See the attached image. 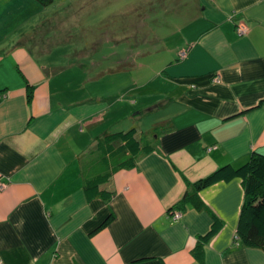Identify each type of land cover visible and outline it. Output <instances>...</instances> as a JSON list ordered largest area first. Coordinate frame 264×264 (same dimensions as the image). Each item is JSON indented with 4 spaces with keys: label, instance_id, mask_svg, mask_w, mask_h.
Wrapping results in <instances>:
<instances>
[{
    "label": "crops",
    "instance_id": "obj_1",
    "mask_svg": "<svg viewBox=\"0 0 264 264\" xmlns=\"http://www.w3.org/2000/svg\"><path fill=\"white\" fill-rule=\"evenodd\" d=\"M33 1L0 0V264H264V250L237 240L241 180L202 191L204 209L170 214L188 184L264 155V0H169L168 57L137 67L127 115L115 98L129 63L82 64L65 85L31 56ZM163 123L173 130L154 151L101 186L111 198L89 200L84 166L99 140L134 127L141 140ZM215 218L222 230L201 244Z\"/></svg>",
    "mask_w": 264,
    "mask_h": 264
},
{
    "label": "rangeland",
    "instance_id": "obj_2",
    "mask_svg": "<svg viewBox=\"0 0 264 264\" xmlns=\"http://www.w3.org/2000/svg\"><path fill=\"white\" fill-rule=\"evenodd\" d=\"M33 2L37 5L27 11L36 14L27 20L25 38L31 56L59 67L56 77L65 85L72 82L71 74L82 64L93 71L94 64L114 67L129 63L122 76L124 91L115 98L123 114H129L132 94L126 83L137 75V67L139 73L150 72L168 57L163 50L166 37L161 34L172 28L170 21H164L169 0H54L49 6ZM115 116L112 113L104 125L116 123Z\"/></svg>",
    "mask_w": 264,
    "mask_h": 264
},
{
    "label": "trees",
    "instance_id": "obj_3",
    "mask_svg": "<svg viewBox=\"0 0 264 264\" xmlns=\"http://www.w3.org/2000/svg\"><path fill=\"white\" fill-rule=\"evenodd\" d=\"M41 5H52L54 0H35ZM33 87L28 86V99L33 100ZM173 130L171 123H163L146 132L141 140L137 138V128L117 133H108L98 142L96 151L89 157L88 166H84V190L89 200L103 198L109 200L111 193L101 191V186L117 172L133 169L139 159L154 151L153 142L160 135ZM241 180L245 190V202L237 232V240L244 246L264 250V155L255 153L250 161L240 168L231 165L218 169L208 177L194 184H188L184 198L170 210V214L180 211L182 214L194 206L204 209L199 194L220 183ZM110 222L105 224L107 225ZM223 228V223L215 218L210 232L200 238L201 244L208 243ZM196 256L201 260V255Z\"/></svg>",
    "mask_w": 264,
    "mask_h": 264
},
{
    "label": "built area",
    "instance_id": "obj_4",
    "mask_svg": "<svg viewBox=\"0 0 264 264\" xmlns=\"http://www.w3.org/2000/svg\"><path fill=\"white\" fill-rule=\"evenodd\" d=\"M238 34L240 36H245L247 34V29L244 26L239 27L238 28ZM187 55H188L187 50L181 52L180 53V59L181 60L186 59ZM2 190H4V185L0 183V191H2ZM173 218H174V220H177V221L180 220L182 218V213L181 212L174 213Z\"/></svg>",
    "mask_w": 264,
    "mask_h": 264
}]
</instances>
